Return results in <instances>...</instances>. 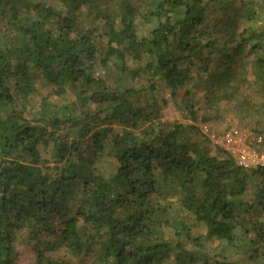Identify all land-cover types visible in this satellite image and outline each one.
I'll return each mask as SVG.
<instances>
[{
	"label": "trees",
	"instance_id": "trees-1",
	"mask_svg": "<svg viewBox=\"0 0 264 264\" xmlns=\"http://www.w3.org/2000/svg\"><path fill=\"white\" fill-rule=\"evenodd\" d=\"M245 121L264 0H0V264H264V168L198 126Z\"/></svg>",
	"mask_w": 264,
	"mask_h": 264
},
{
	"label": "rangeland",
	"instance_id": "rangeland-1",
	"mask_svg": "<svg viewBox=\"0 0 264 264\" xmlns=\"http://www.w3.org/2000/svg\"><path fill=\"white\" fill-rule=\"evenodd\" d=\"M45 90H40V95L44 96L46 95ZM50 97V96H49ZM38 100V99H37ZM51 101L54 102V98H51ZM38 105V102L34 99H32L29 102L28 109L30 110H36ZM173 121H181L180 115L172 108L171 104H168L167 107L163 110L162 116H161V122H173ZM183 122V121H182ZM185 123V122H184ZM245 126L242 128H236L235 124L231 125L230 128L226 129L224 133L230 132L234 137L239 138L248 147H255V142H261L264 144V131L260 134H255L251 128H254L255 124L253 122H247L245 121ZM201 129V131L209 137V139L214 143H221L223 142V134L224 133H217L216 131H220V126L222 125H216L215 127H210L209 125H198ZM218 130H215V129ZM213 143V144H214ZM260 143V144H261ZM261 144V145H262ZM263 147V146H262ZM261 150V149H259ZM43 156L46 157L45 153L43 152ZM48 157V156H47ZM50 258L68 261L71 264H98L97 260L91 255L87 254L85 257L82 258H74L67 254L64 250H58L57 252H53L48 254ZM14 264H34V257L32 250L29 246L20 244L18 246L17 256Z\"/></svg>",
	"mask_w": 264,
	"mask_h": 264
},
{
	"label": "built area",
	"instance_id": "built-area-1",
	"mask_svg": "<svg viewBox=\"0 0 264 264\" xmlns=\"http://www.w3.org/2000/svg\"><path fill=\"white\" fill-rule=\"evenodd\" d=\"M223 135V142L213 143L223 149L239 168L244 170L264 168V151L259 150L264 144L255 142V147L251 148L230 132Z\"/></svg>",
	"mask_w": 264,
	"mask_h": 264
}]
</instances>
